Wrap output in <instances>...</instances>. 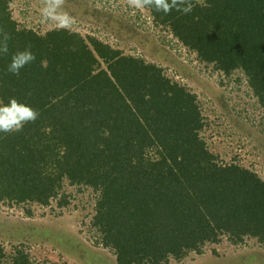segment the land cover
<instances>
[{"label":"trees","instance_id":"16d2710c","mask_svg":"<svg viewBox=\"0 0 264 264\" xmlns=\"http://www.w3.org/2000/svg\"><path fill=\"white\" fill-rule=\"evenodd\" d=\"M11 2L0 0V29L10 36L8 53H0V107L15 98L39 115L18 132L0 131V201L48 205L65 177L101 189L95 223L118 264L181 260L222 235L264 241V180L214 162L193 95L95 37L23 29ZM192 3L187 15L147 8L203 62L242 71L264 106V0ZM29 45L35 60L19 75L8 72Z\"/></svg>","mask_w":264,"mask_h":264},{"label":"rangeland","instance_id":"374dc122","mask_svg":"<svg viewBox=\"0 0 264 264\" xmlns=\"http://www.w3.org/2000/svg\"><path fill=\"white\" fill-rule=\"evenodd\" d=\"M45 6L46 0H12L10 5L19 26L40 35L56 29L55 22L42 17ZM58 11L72 17L70 30L154 65L184 87L196 99L199 136L214 162L246 167L264 180V106L242 71L225 74L203 62L169 28L158 25L147 7H130L127 0H64ZM146 153L160 159L156 149ZM101 192L65 177L48 205L0 201V246L5 252L0 264H14L21 256L30 264H118L115 249L106 246L95 223ZM164 264H264V241L246 237L238 243L222 235L201 253L190 251Z\"/></svg>","mask_w":264,"mask_h":264},{"label":"clouds","instance_id":"9594fccd","mask_svg":"<svg viewBox=\"0 0 264 264\" xmlns=\"http://www.w3.org/2000/svg\"><path fill=\"white\" fill-rule=\"evenodd\" d=\"M130 7L143 9L152 7L156 12L168 15L173 9L182 14H189L193 10L192 0H127ZM64 4V0H46V6L41 9L42 17L56 23L58 29H69L72 24V17L67 12L58 11ZM0 53H8V40L10 36L3 29H0ZM35 60V55L31 52V46H27L24 51L16 52L11 59L7 71L19 75V71L26 64ZM38 112L25 104L19 103L15 98H10L8 105L0 107V131L8 133L20 131L23 124L29 121L34 122L38 117Z\"/></svg>","mask_w":264,"mask_h":264},{"label":"crops","instance_id":"0c3cea01","mask_svg":"<svg viewBox=\"0 0 264 264\" xmlns=\"http://www.w3.org/2000/svg\"><path fill=\"white\" fill-rule=\"evenodd\" d=\"M75 255V254H74ZM108 257V256H107ZM108 258H110V257H108Z\"/></svg>","mask_w":264,"mask_h":264}]
</instances>
